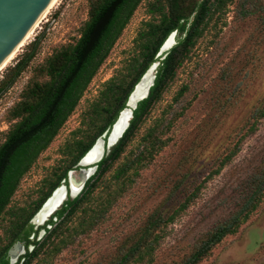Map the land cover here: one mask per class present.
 <instances>
[{"label": "rangeland", "instance_id": "obj_1", "mask_svg": "<svg viewBox=\"0 0 264 264\" xmlns=\"http://www.w3.org/2000/svg\"><path fill=\"white\" fill-rule=\"evenodd\" d=\"M148 1L137 5L74 110L20 179L0 215V247L9 241L17 214L34 206L48 181L69 161L67 146L87 130L84 114L99 97L104 82L114 76L130 78L129 68L139 54L138 33L150 19ZM87 12L88 0H57L0 71L1 80L36 42L32 58L0 101V141L12 123L9 109L34 78L35 68L60 45L78 38ZM45 78L36 75L38 80ZM263 108L264 0H231L213 14L161 99L95 190L91 206L104 199L106 190L113 192L104 214L90 227L80 226L79 216L74 217L63 234L68 236L67 243L54 252L44 248L31 264H109L151 213L160 210L168 216L194 194L173 221L156 229L160 236L151 260L136 264H171L187 257L206 232L243 204L254 182L264 177ZM158 136L162 146L151 155L145 153L119 186L112 177L116 166L135 159ZM41 231L33 239H40ZM197 264H264V190L237 231L224 236Z\"/></svg>", "mask_w": 264, "mask_h": 264}, {"label": "trees", "instance_id": "obj_2", "mask_svg": "<svg viewBox=\"0 0 264 264\" xmlns=\"http://www.w3.org/2000/svg\"><path fill=\"white\" fill-rule=\"evenodd\" d=\"M112 1L88 0L87 19L80 28L78 38L74 42L60 45L35 68L34 78L22 89L20 99L9 110V118L18 120L12 123L5 132L6 141L0 145V162L5 150L13 141L30 130L34 129V131L13 147L1 170L0 215L8 205L22 176L29 170L40 152L53 140L74 110L90 80L107 57L141 0H121L89 53L80 61L88 34ZM230 1L149 0L147 2L146 9L150 19L143 22L138 33L139 54L129 68L130 78L127 80L125 76H114L104 82L99 97L84 114L88 120L87 130L81 136L74 138L67 146L66 154L70 157L69 161L56 174L55 179L48 181L46 190L41 193L34 206L27 212L22 210L17 214L10 229L9 241L0 247V264H9L4 255L15 240L24 241L26 246L29 243L33 245V248L27 249L15 264H31L44 248L51 247V251L54 252L67 243L68 236L63 234L65 229H68L67 223L74 217L79 216L80 226L90 227L104 214L105 206L111 203L113 192L106 190L104 199L96 206H91L95 190L102 183L105 174L111 171L121 158L128 143L141 127L154 104L161 99L164 91L174 79L177 69L189 56L198 38L202 36L213 14L224 9ZM173 31L176 32L175 43L164 53L163 57L162 54L157 56L160 46ZM154 62L158 64L152 85L147 95L132 109L128 126L117 142L108 150L105 144L102 158L96 163L94 173L85 181L81 191L75 197L67 194L60 208L43 225L34 229V225L29 222L33 214L51 191L63 183L62 180L65 179L64 183L68 186L67 172L80 168L77 166L78 160L91 147L96 138L106 130H110L119 112L126 107L127 98L135 84ZM75 69L77 70L74 71ZM36 75H44L46 78L38 80ZM261 114H264V108ZM36 127L38 128L35 129ZM104 140L106 142V137ZM162 144L160 137H155L135 159L124 160L117 165L112 176L116 183L119 186L124 185L125 174L130 169L137 168L145 153L151 155L152 151L159 149ZM108 187L105 185V188ZM263 190L264 177L254 182L243 204L206 232L187 257L171 264H197L206 257L212 247L224 236L237 231L239 225L256 208ZM192 196L185 198L175 212L168 216L160 210L151 213L131 243L109 264H136L144 259L150 261V256L160 236L156 229L173 221L174 215L188 205ZM101 203L103 205H100ZM40 229H44V234L40 239H29L30 234L33 233L36 236ZM57 237L59 238L55 243L54 239Z\"/></svg>", "mask_w": 264, "mask_h": 264}, {"label": "water", "instance_id": "obj_3", "mask_svg": "<svg viewBox=\"0 0 264 264\" xmlns=\"http://www.w3.org/2000/svg\"><path fill=\"white\" fill-rule=\"evenodd\" d=\"M52 0H0V66L5 61V59L12 53V51L21 43V41L24 39L28 31L31 29V27L34 25V23L38 20L40 15L45 11V9L49 6ZM121 0H113L112 3L106 8V10L103 12V14L100 16V18L94 23L90 33L88 34V39L85 43L81 59L82 61L84 57L89 53L91 48L93 47L94 43L96 42L97 38L99 37L101 31L105 28V26L108 24L109 19L112 16L113 11L115 10L116 6L120 3ZM175 34L176 32H171L168 37L165 39V41L160 46L157 56H160L162 54V57L164 56V53L172 47V45L175 43ZM172 37V43H170L168 46H166V43L168 39ZM161 57V58H162ZM158 62L152 63L146 71L150 70L151 68H154ZM75 69L74 71H76ZM145 71V72H146ZM72 76H70L71 78ZM137 84V83H136ZM135 84V86H136ZM152 85V83H151ZM134 86V87H135ZM65 87V86H64ZM63 87V89H64ZM62 89V91H63ZM149 89V88H148ZM61 91V93H62ZM60 93V94H61ZM148 93V90L144 95L138 99L132 108L129 106V96L126 101V106L128 108L122 109L115 122L112 124L110 130H106L100 137L96 138L91 147L84 153V155L78 160L77 166L80 168L78 170H70L67 172V183L69 188V196L75 197L82 189L85 181L94 173L96 169V163L102 158L103 154L93 153L92 155L88 156L91 152V150L96 145V142L98 140H104V137H106V149L108 150L112 145H114L118 138L122 135L126 127L128 126L129 119L132 116V109L136 107V103L143 99ZM124 110L129 111V115L126 119V125L122 129V131L116 135L113 136L115 132V128L117 126V123L120 120L121 113ZM36 127L35 129H37ZM33 130H30L26 132L24 135L13 141L5 150L2 160L0 162V173L4 166L5 160L9 154V152L13 149L14 146L19 144L23 139H25L29 134H31ZM105 141V140H104ZM75 172L78 175V180H75ZM65 179L62 180L64 183ZM60 186H57L54 188L50 195L42 202V204L39 206V208L36 210V212L33 214V216L30 219V223L34 225V227H38L40 225H43L45 221L49 219V217L58 209L60 208L63 201L67 198L66 193L54 202L49 208L46 209L44 212V215L36 219V224H34V219L37 217L39 212L45 207L49 199L53 196L54 192L59 188ZM61 187L65 189L66 184H62ZM44 231H41V234ZM23 246L19 244H15L14 248L9 249L8 252L5 255L6 259H10L12 262V258L14 260L16 259L18 254H15L14 252L18 249L22 250Z\"/></svg>", "mask_w": 264, "mask_h": 264}, {"label": "bare ground", "instance_id": "obj_4", "mask_svg": "<svg viewBox=\"0 0 264 264\" xmlns=\"http://www.w3.org/2000/svg\"><path fill=\"white\" fill-rule=\"evenodd\" d=\"M57 0H52L51 3L49 4V6L45 9V11L40 15V17L38 18V20L34 23V25L31 27V29L28 31V33L26 34V36L24 37V39L21 41V43L12 51V53L5 59V61L2 63V65L0 66V71L12 60V58L16 55V53L18 52V50L20 49V47H22L31 37L32 33L34 32V30L36 29V27L38 26V24L41 22V20L46 16V14L49 12L50 8L56 3ZM170 43H172V37H170L166 43V46H168ZM157 66V65H156ZM156 66L154 68H151L150 70L146 71L142 77L140 78V80L137 82L136 86L134 87V89L132 90L130 96H129V106L130 108L133 107L134 103L140 99V97L142 95H144L146 93V91L148 90V88L151 86V83L153 82L154 79V72L156 69ZM127 106L125 108H128ZM129 115V111L128 110H124L121 113V117L119 122L117 123V126L115 128V132L113 134V136L118 135L122 129L125 127L126 125V119ZM105 144L106 142L104 140H98L96 142V145L94 146V148L91 150L90 155H92L93 153H97L99 152V154H104V150H105ZM78 180V175L77 173H75V180ZM64 183H61L59 186V188L54 192L53 196L49 199V201L47 202V204L45 205V207L39 212V214L37 215V217L34 219V224H36V219L43 216L44 212L46 211L47 208H49L54 202H56L57 200H59L64 193H66V195L68 194L69 188L65 187V189L63 187H61V185ZM21 252V250L17 249L14 253L15 254H19ZM12 261H14V258H12Z\"/></svg>", "mask_w": 264, "mask_h": 264}, {"label": "flooded vegetation", "instance_id": "obj_5", "mask_svg": "<svg viewBox=\"0 0 264 264\" xmlns=\"http://www.w3.org/2000/svg\"><path fill=\"white\" fill-rule=\"evenodd\" d=\"M35 48H36V42H35V44H34V47H33L32 51H31L29 54H27V56H25V57L19 62V64H17V66H15V68L13 69V71H12L10 74H8V75H6V76H3V77L1 78V80H0V101H1L2 98L7 94V92L13 87V85L16 83V81H17V79L19 78L20 74L23 72V69L25 68V66H26L27 63L29 62V58H32ZM13 105H14V104H13ZM13 105H12V106H13ZM12 106H11V107H12ZM11 107H10V109H11ZM10 109H9V110H10ZM17 120H18L17 118L12 119V123H15ZM12 123H11V124H12ZM11 124H10V125H11ZM9 128H10V126H8L7 130H8ZM5 141H6V137H4V138L0 141V145H2ZM5 161H6V160H5ZM77 170H78V169H77ZM67 187H68V186H67ZM36 228H37V227H36ZM36 228L34 227V229H36ZM40 230H43V231H44V229H40ZM40 230H39V231H40ZM39 231H38V233H39ZM38 233H37V234H38ZM37 234H36V236H37ZM34 237H35V236H34L33 233H32V234H30L29 239L32 240ZM15 244L22 245L23 248H22L21 252L17 255V257H16V259H15L14 261L11 262L9 258L7 259L9 264H15V263L19 260V258H20V257L26 252L27 249L30 250V249L33 248V245L30 244V243L26 246L24 241H22V240H15V241L11 244V246L7 249V251L5 252V255H6V253L8 252L9 249L14 248V245H15ZM29 247H30V249H29ZM23 251H24V252H23ZM5 255H4V258H5ZM5 259H6V258H5Z\"/></svg>", "mask_w": 264, "mask_h": 264}]
</instances>
